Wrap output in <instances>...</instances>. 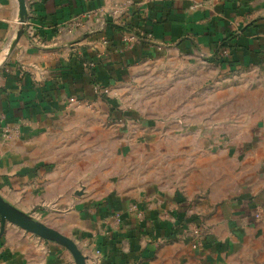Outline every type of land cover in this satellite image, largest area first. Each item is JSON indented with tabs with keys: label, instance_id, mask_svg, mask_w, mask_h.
Segmentation results:
<instances>
[{
	"label": "crops",
	"instance_id": "crops-1",
	"mask_svg": "<svg viewBox=\"0 0 264 264\" xmlns=\"http://www.w3.org/2000/svg\"><path fill=\"white\" fill-rule=\"evenodd\" d=\"M25 2L34 35L25 31L16 39L18 0H0V198L71 238L86 264H264V0ZM94 11L100 17L72 25ZM138 26L143 37L134 33ZM222 43L228 56L219 59ZM172 59L186 69L210 68L199 82L212 77L217 94L228 99L214 114L243 108L242 119L220 126L212 140L184 138V123L168 125L166 131L179 132L162 141L130 139L131 155L117 158L118 170L108 174L101 166L98 180L85 177L87 195L76 198L82 176L64 173L62 164L73 162L66 132L75 112L101 105L107 116H120L115 88L145 65ZM94 84L108 94L95 93ZM226 128L247 133L242 142L227 141ZM156 143L166 163L177 155L179 163L196 162V173L163 183L144 169ZM82 155L85 162V150ZM239 156L249 170L225 165L224 158L235 163ZM205 162L212 164L211 178ZM191 223L201 228L199 248L192 246ZM0 264L76 262L57 240L10 222L1 233L0 218Z\"/></svg>",
	"mask_w": 264,
	"mask_h": 264
},
{
	"label": "rangeland",
	"instance_id": "rangeland-1",
	"mask_svg": "<svg viewBox=\"0 0 264 264\" xmlns=\"http://www.w3.org/2000/svg\"><path fill=\"white\" fill-rule=\"evenodd\" d=\"M171 61L157 60L152 64H147L141 68L139 74L132 81L115 88L118 93L117 106L120 108L117 111L121 110L122 113L120 116L119 114L117 117L107 116L106 108L101 105H87L75 112L71 120L73 127L66 132L68 140L66 142V156H69L68 160L72 159L73 162L65 161L62 164L64 165V173L69 171L75 176L78 174L82 176L77 181L74 192L76 198L87 195L86 176L98 180V177L101 176L102 167H106L108 174L110 171L115 172L117 158L122 157L123 159L125 156L131 155L130 139L162 141L167 137V134H178L177 132H179L178 130L166 131L168 125L184 123V126L182 125L184 127V138L194 141L198 138L212 140L217 138L215 130H219L220 126L225 127L230 122L242 119L243 108L234 107L231 112L228 108H225L222 109L223 113L221 115L214 114L215 110H218L219 103L227 102L228 99L224 100L226 97L217 94L219 88L216 87L212 77L205 82H199L198 79L201 75L209 76L212 74L210 68L204 65L199 66L198 69L195 68L197 70L186 69L180 67L177 60L172 59ZM118 124H125V129ZM223 132L228 137H226V140L230 139L233 142H242L243 140L240 137L247 133L244 131L231 132L227 128ZM82 138L91 140L89 145L83 147L82 144L77 143ZM102 140L105 141V144L99 145V141ZM138 148L141 149L142 147ZM128 149L129 153L126 154L124 151ZM150 149L152 163L145 161L146 163L140 165L144 169L149 167V170L160 177L159 180L163 183L169 180V177L171 180L179 177L181 173L185 175L191 172L196 173L195 167H198L196 162L184 161L183 164L179 163L177 155L171 157L172 161L166 163L163 158L162 143H156ZM252 149L250 147L249 151H253ZM83 150L86 154L84 155L86 156L85 162L82 160ZM244 153L246 152L243 151L238 154L243 156ZM240 156L235 163L228 162L230 156L224 158L225 165L227 167L235 165L234 170L238 173L243 172L245 168L249 170L250 164L244 162ZM129 163H131V160H129ZM205 164L209 167V171L205 168V171H208L205 177L211 178L212 164L207 162ZM96 179L87 181V184L96 181ZM210 189L211 187H206L207 191H210ZM90 198L94 200V196H90ZM262 212L261 207L257 209L254 213L255 218L260 219ZM189 226H193L192 223Z\"/></svg>",
	"mask_w": 264,
	"mask_h": 264
},
{
	"label": "water",
	"instance_id": "water-1",
	"mask_svg": "<svg viewBox=\"0 0 264 264\" xmlns=\"http://www.w3.org/2000/svg\"><path fill=\"white\" fill-rule=\"evenodd\" d=\"M19 3V16L17 22L19 24V31L16 34V39H18L23 32H25V25L28 19L30 18L27 11V6L25 0H18ZM0 218H1V233L4 230V225L6 222L13 223L22 229L37 234L46 239H53L61 242L68 248L72 253L76 264H86L85 257L82 255L75 242L60 233L59 231L45 225L44 223L32 219L13 208L9 207L1 198H0Z\"/></svg>",
	"mask_w": 264,
	"mask_h": 264
},
{
	"label": "built area",
	"instance_id": "built-area-1",
	"mask_svg": "<svg viewBox=\"0 0 264 264\" xmlns=\"http://www.w3.org/2000/svg\"><path fill=\"white\" fill-rule=\"evenodd\" d=\"M126 11L125 7H118V8H115L113 9V14H120V12H124ZM102 13V12H101ZM104 13V12H103ZM108 13V11H105V14ZM111 13V11H109V14ZM93 16V17H100V13L97 12V11H94L93 13H90V12H86V13H83L81 18L78 19V20H74L72 25H81L82 24V21L83 19H86L88 18L89 16ZM105 23L102 24V26L104 25ZM33 22L30 20V18L28 19V21L26 22V25H25V31L28 35L30 36H33L34 35V31H33ZM35 26V25H34ZM101 27V26H100ZM217 57L220 59V58H226L228 56V50L227 48L225 47H219L218 50L216 51L215 53V57ZM93 91L95 93H101V94H108L109 92V89L107 87H104V86H101L99 84H94L93 85ZM71 102L74 101V98H71L70 99ZM259 214V213H257ZM258 216V215H257ZM191 233H192V236H193V243H192V246L194 248H199L201 247V239L199 238L200 236V233H201V228L199 225H193L191 227Z\"/></svg>",
	"mask_w": 264,
	"mask_h": 264
},
{
	"label": "trees",
	"instance_id": "trees-1",
	"mask_svg": "<svg viewBox=\"0 0 264 264\" xmlns=\"http://www.w3.org/2000/svg\"><path fill=\"white\" fill-rule=\"evenodd\" d=\"M160 19V18H159ZM110 22V21H109ZM113 25V24H112ZM127 26H129V25H127ZM123 28H124V26H123ZM129 28H130V26H129ZM132 29V28H131ZM134 33L136 34V36L137 37H143V34H142V32L140 31V28H139V26H138V28L136 27V29H134ZM219 47H225V44H220V45H218L217 46V48H216V50H215V53H216V51L218 50V48Z\"/></svg>",
	"mask_w": 264,
	"mask_h": 264
}]
</instances>
